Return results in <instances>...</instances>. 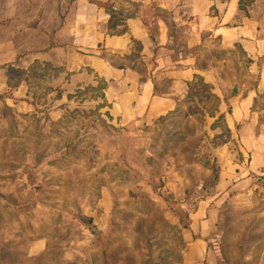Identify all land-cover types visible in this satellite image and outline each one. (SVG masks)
Instances as JSON below:
<instances>
[{
    "label": "rangeland",
    "instance_id": "374dc122",
    "mask_svg": "<svg viewBox=\"0 0 264 264\" xmlns=\"http://www.w3.org/2000/svg\"><path fill=\"white\" fill-rule=\"evenodd\" d=\"M248 7L264 15V0ZM5 75L6 94L32 107L0 102V264H178L190 211L218 181L213 149L230 135L213 97L120 127L88 87L99 81L73 90L33 63Z\"/></svg>",
    "mask_w": 264,
    "mask_h": 264
},
{
    "label": "crops",
    "instance_id": "0c3cea01",
    "mask_svg": "<svg viewBox=\"0 0 264 264\" xmlns=\"http://www.w3.org/2000/svg\"><path fill=\"white\" fill-rule=\"evenodd\" d=\"M109 3L135 10L123 33L109 30ZM248 9L239 0H0V102L29 111L27 96L6 94L5 73L42 64L73 90L105 83L116 126H150L177 113L202 77L230 135L213 149L218 181L190 211L178 264H264L254 180L264 172V15Z\"/></svg>",
    "mask_w": 264,
    "mask_h": 264
},
{
    "label": "trees",
    "instance_id": "16d2710c",
    "mask_svg": "<svg viewBox=\"0 0 264 264\" xmlns=\"http://www.w3.org/2000/svg\"><path fill=\"white\" fill-rule=\"evenodd\" d=\"M252 2L253 0H239V4L241 8L248 6ZM133 5L136 8L137 4L133 3ZM105 6L111 12V19L109 22L110 32L114 34L123 33L125 31L126 20L135 15V10H129L125 12L123 9H115L114 3L105 4ZM105 86H106L105 83L104 84L101 83L98 85V87L96 88L91 87V89L93 91H102L103 89H105ZM205 91L208 92L211 97H213V100L216 102V105H218L220 99L217 96H214L213 94L210 93V85L207 84L205 80L200 76L195 77V80L189 84L188 101L195 102L196 105H199L202 102L203 97H205ZM175 113L176 111L170 113L166 117L172 116ZM161 119L164 120L165 117Z\"/></svg>",
    "mask_w": 264,
    "mask_h": 264
},
{
    "label": "built area",
    "instance_id": "2783aa9c",
    "mask_svg": "<svg viewBox=\"0 0 264 264\" xmlns=\"http://www.w3.org/2000/svg\"><path fill=\"white\" fill-rule=\"evenodd\" d=\"M257 188L261 191L264 197V172L257 173L254 177Z\"/></svg>",
    "mask_w": 264,
    "mask_h": 264
}]
</instances>
